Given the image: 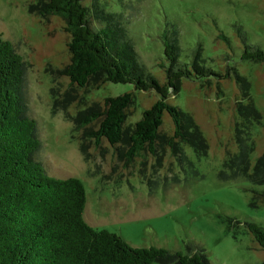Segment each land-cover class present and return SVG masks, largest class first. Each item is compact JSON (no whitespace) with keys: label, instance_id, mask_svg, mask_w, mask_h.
Masks as SVG:
<instances>
[{"label":"rangeland","instance_id":"1","mask_svg":"<svg viewBox=\"0 0 264 264\" xmlns=\"http://www.w3.org/2000/svg\"><path fill=\"white\" fill-rule=\"evenodd\" d=\"M38 0H0V33L10 40L25 62V100L28 116L37 120L41 148L35 153L54 177L80 178L86 188L85 220L92 226L122 235L136 246H161L188 252L191 244L205 248L212 264H256L264 261V248L241 225L229 219L256 222L264 227V205L251 206L252 184L244 178L223 180L219 173L239 140L251 146L254 163L264 151V64L243 60L235 25L241 24L251 43L264 49V0H87L91 13L123 16L129 35L146 70L163 79L167 22L180 31L181 59L191 62L195 49L199 63L227 78H184L170 100L193 120L208 142L207 154L193 147L185 153L198 172L182 166L167 144L172 124L166 119L164 141L146 166L125 170L111 149L92 153L89 161L80 151L74 133L78 110L102 105L104 98L134 89L131 83H108L96 88L71 86L65 75L70 59V35L57 16L43 17L30 10ZM96 7L94 8L93 6ZM99 13V12H98ZM229 42H217L219 32ZM232 46V48L230 47ZM71 91L72 97L66 95ZM75 97V98H73ZM156 91H135L126 118L129 131L155 102ZM119 164V165H117ZM178 174L179 184L171 176ZM166 178H168L166 180ZM157 180V185L149 184ZM264 186H257L262 189ZM239 230L234 234V230ZM188 246V247H187ZM152 264H162L153 262Z\"/></svg>","mask_w":264,"mask_h":264},{"label":"trees","instance_id":"2","mask_svg":"<svg viewBox=\"0 0 264 264\" xmlns=\"http://www.w3.org/2000/svg\"><path fill=\"white\" fill-rule=\"evenodd\" d=\"M87 0H38L30 6L37 15L60 17L70 35L71 52L65 75L70 87L102 88L110 83H131L134 89L104 98L96 109L78 110L73 131L80 151L87 161L93 151L111 149L112 166L116 160L125 170H142L150 156H157L164 141L166 119L172 124L167 144L172 156L184 169L198 172L185 153L193 147L199 155L207 154L208 142L196 123L170 100L184 78H227L199 63L197 49L191 62L181 59L179 29L167 22L161 39L164 43L163 79L148 72L141 63L123 16L91 13ZM94 8L96 7L93 6ZM242 45L243 60L264 64V49L251 43L248 32L235 25ZM227 41L223 31L217 42ZM232 48V46L230 45ZM25 62L14 44L0 33V264H212L205 248L191 244L188 252L165 247L136 246L117 232L90 225L84 217L87 193L78 177L58 178L49 175L34 155L41 148L37 120L28 116L25 100ZM156 91L159 98L143 110L142 117L129 131L126 118L135 91ZM66 95L72 97L71 91ZM75 98V97H73ZM239 151L227 157L219 173L223 180L244 178L252 184L251 206L264 205V151L253 164L251 146L239 140ZM117 164V165H119ZM168 178H166L167 180ZM179 184L178 174L171 176ZM159 181L150 180L157 185ZM233 227L243 226L255 243L264 248V227L250 221L229 219ZM234 230V234L238 233ZM188 247V246H187ZM264 264V261L256 263Z\"/></svg>","mask_w":264,"mask_h":264}]
</instances>
